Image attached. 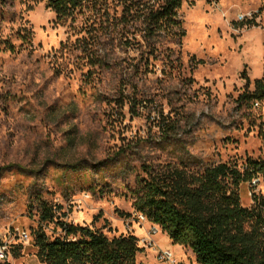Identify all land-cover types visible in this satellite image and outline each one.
Masks as SVG:
<instances>
[{"label":"rangeland","instance_id":"374dc122","mask_svg":"<svg viewBox=\"0 0 264 264\" xmlns=\"http://www.w3.org/2000/svg\"><path fill=\"white\" fill-rule=\"evenodd\" d=\"M106 13L121 17L118 0H86L64 22L45 0H0V243H11L10 264L25 247L20 233L63 237L40 224L41 201L61 208L59 222H107L103 232L118 237L144 167L264 163V98L251 97L264 83V0L184 2L185 37L155 50L137 26L107 29ZM254 182L239 187L243 207L264 197V176ZM154 243L136 264H163L166 236Z\"/></svg>","mask_w":264,"mask_h":264},{"label":"trees","instance_id":"16d2710c","mask_svg":"<svg viewBox=\"0 0 264 264\" xmlns=\"http://www.w3.org/2000/svg\"><path fill=\"white\" fill-rule=\"evenodd\" d=\"M45 1L59 22L74 17L86 2ZM195 1L118 0L121 17L116 19L106 13V27L137 26L146 48L155 50L160 38L180 41L185 37L178 12L184 2L194 5ZM132 41L125 43L131 47ZM9 49L13 50L11 46ZM251 97L263 100V81L255 82ZM143 171L146 178L138 182L135 211L159 227L172 245L189 250L196 264H264V197L253 196L252 205L243 207L239 194L241 184H252L264 176V163L247 159L241 167L219 163L197 171L182 164H166L144 167ZM58 210L61 208L41 201L40 224L55 223L63 233V237L53 240L42 228L34 234L41 264H136L142 249L135 235L110 238L103 232L107 222L101 229L59 222ZM18 257L14 255V259Z\"/></svg>","mask_w":264,"mask_h":264},{"label":"built area","instance_id":"2783aa9c","mask_svg":"<svg viewBox=\"0 0 264 264\" xmlns=\"http://www.w3.org/2000/svg\"><path fill=\"white\" fill-rule=\"evenodd\" d=\"M246 17L248 16L238 15L237 19L238 21L242 22L244 19H246ZM256 105L258 106V103H256ZM132 223L143 228L142 230L144 236L142 237L143 233L140 237L136 236L138 238V246L152 249L155 245L154 239L159 231V227L152 225L143 213L134 211L131 214V218L129 219L128 223L126 224L127 235H135L133 228L130 226ZM19 238L24 246L29 245L33 241L31 234L28 232L20 233ZM10 251L11 243L7 240L2 241L0 243V263H9ZM157 259L163 264H182L181 261L170 250H159L157 253Z\"/></svg>","mask_w":264,"mask_h":264},{"label":"crops","instance_id":"0c3cea01","mask_svg":"<svg viewBox=\"0 0 264 264\" xmlns=\"http://www.w3.org/2000/svg\"><path fill=\"white\" fill-rule=\"evenodd\" d=\"M159 231L162 232L160 229H159ZM142 233L141 234H137V232H136L135 236L140 237L142 235ZM164 235L166 236V239H167L168 245H169L167 248H164V250L172 251V249H174V248L181 249L185 253L189 252L191 254V257L194 258V256L192 255V253L189 250H187V249H185V248H183L181 246H178V245H172V243L168 239L167 235L166 234H164ZM30 246H31V249L30 250H26V247H30ZM36 253H37V248L34 246V243L31 242L29 245H25L24 250L22 251L21 256L18 259H13V264H29L30 262L31 263L36 262L37 264H41L40 261L37 258Z\"/></svg>","mask_w":264,"mask_h":264}]
</instances>
